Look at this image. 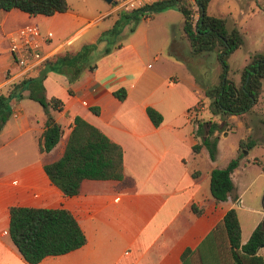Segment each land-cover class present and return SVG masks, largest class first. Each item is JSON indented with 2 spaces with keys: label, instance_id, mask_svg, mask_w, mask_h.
I'll return each instance as SVG.
<instances>
[{
  "label": "crops",
  "instance_id": "crops-1",
  "mask_svg": "<svg viewBox=\"0 0 264 264\" xmlns=\"http://www.w3.org/2000/svg\"><path fill=\"white\" fill-rule=\"evenodd\" d=\"M124 1H106L108 6L91 17L70 6L51 15L0 8V93L37 76L47 59L76 53L85 44L99 48L100 33L112 26ZM187 1L196 8L193 0ZM157 13L137 23L120 46L99 51L98 59L90 60V52L88 61L94 66L84 67L75 80L69 81L56 69L46 72L42 79L46 97L62 101L59 108H50L62 134L49 151L39 150L46 113L28 96L30 88L25 84L19 96L10 98V114L0 129V264H237L226 253L225 240L215 256L206 252V236L227 209L235 207L237 198L216 200L210 194L209 175L215 166L210 162L205 166L210 158L204 146L192 149L201 135L191 112L200 119L198 101L207 98L189 71L184 70L183 78L176 74L184 60L177 48L186 38L182 33L178 38L166 34L172 23L157 21ZM180 22L182 26L183 16ZM26 23H35L44 36L50 35L43 44V59L19 67L9 50V38ZM155 32L160 34L158 47L153 45ZM118 87L126 90L123 99L113 94ZM148 105L162 114L158 125L148 117ZM76 114L121 145L123 177L83 178L76 194L65 195L50 181L43 164L62 154ZM239 164L231 173L232 181ZM11 205L65 207L86 240L79 247L29 263L8 233ZM250 233L241 230L242 243ZM263 247L258 253L264 260ZM186 249L190 251L182 258ZM249 261L243 264H252Z\"/></svg>",
  "mask_w": 264,
  "mask_h": 264
},
{
  "label": "trees",
  "instance_id": "trees-1",
  "mask_svg": "<svg viewBox=\"0 0 264 264\" xmlns=\"http://www.w3.org/2000/svg\"><path fill=\"white\" fill-rule=\"evenodd\" d=\"M208 3L209 0H193L196 6L194 9L192 3L187 0H154L131 9L122 8L117 12L112 26L100 33L99 40L107 42L103 50L107 53L113 46H120L121 32L126 24H129L132 31L141 18L153 12L168 8L178 9L183 16L182 36L188 41L189 52L192 55H200L215 50L216 58L222 65L219 83L205 85L203 92L209 98L210 112L224 119L227 115L243 114L257 102L264 79V52L251 55L241 71L239 84L229 78L227 57L243 43V37L237 27L228 28L223 17L208 13ZM69 6L68 0H0V8L9 10L17 7L30 15H51L65 11ZM173 40L169 47L171 54L175 50ZM95 46V43L85 44L76 53L47 59L37 76L24 78L12 84L8 93H0V129L10 114V98L19 96L27 84L30 88L28 96L37 100L46 113L44 128L38 141L39 150L49 151L62 134V127L55 121L50 108H59L62 101L54 96L46 97L42 79L48 70L56 69L66 74L69 81L75 80L84 67L94 66L89 63L88 55ZM113 94L123 99L126 90L124 87H118L113 90ZM94 109L96 111V108ZM146 112L154 125L162 121V114L155 107L146 106ZM73 121L62 154L57 159L43 164L50 181L58 186L63 194L73 195L79 191L83 178H122L121 145L82 116L76 114ZM193 121L197 125L196 132L201 135V141L194 143L192 149L198 151L202 145H206L209 156L214 159L216 141L212 136L217 137L214 132L219 128V122L199 118H193ZM207 123L208 127L205 126ZM244 143L241 140L239 147L252 145V142ZM239 155L231 158L224 166L210 170L209 190L216 200H223L228 196L235 200L238 197L234 192L231 173L238 165ZM192 208L195 209V206L192 205ZM262 222L253 228L247 240L242 243L240 222L235 207L231 206L206 236L205 242L209 244L206 252L214 255L217 249H222L220 242L225 240L226 253L231 255L237 264H243L246 259L252 264H264L262 255L258 253L259 246L264 242ZM8 233L22 258L29 263H35L49 254L64 253L79 247L86 240L78 221L65 207L11 205ZM189 251L190 249L184 250L182 258Z\"/></svg>",
  "mask_w": 264,
  "mask_h": 264
},
{
  "label": "rangeland",
  "instance_id": "rangeland-1",
  "mask_svg": "<svg viewBox=\"0 0 264 264\" xmlns=\"http://www.w3.org/2000/svg\"><path fill=\"white\" fill-rule=\"evenodd\" d=\"M68 1L71 9L90 17L108 6L106 0ZM207 11L223 17L228 28L237 27L242 34L243 43L227 57V76L239 84L241 81V71L249 61L251 55L257 52H264V0H210L207 5ZM157 12L152 13H157V21L166 20L172 23L169 30H166L165 33L171 35V37L172 35H175L177 38L180 37L182 33L181 12L176 8L169 11L162 10L161 12ZM142 20L143 18L139 22ZM130 32V26L126 24L122 29L119 41L122 43L125 39L126 42V37H128ZM159 35L158 32L152 35L155 47L160 46ZM98 41L99 48L91 50V54L89 55L90 60L98 59L97 53L104 50L106 46L107 42L105 40ZM182 41L184 45L180 43L182 46L180 49L177 48V50L184 60H182L183 65L176 71V74L183 78L184 70L186 72L189 71L202 91L207 84L219 83V73L222 65L216 58V51L212 50L208 53L192 55L189 52L188 41L186 39ZM148 62H151L152 67H154L155 62L152 60ZM262 83L263 87L257 102L241 115H227L224 119H221L220 115L210 112L208 108L209 98L205 95L204 97L207 98V101H201L198 105V109L201 110L200 119L215 120L220 125L215 130L217 137L212 136L216 141L214 159L209 156L207 146L202 145L210 158V160L205 161V166L209 165L208 162L212 163L215 167L222 166L231 158L241 154L239 155L238 162L240 164L233 174V184L235 193L238 195L235 201V209L243 234L251 232L262 221L264 213L262 206V193L264 191V79ZM191 113L194 115L193 118H197L194 111ZM208 125L209 123L205 124L206 127ZM241 140L245 142L244 144L252 142V145L240 148L239 144ZM0 167H3V164H0ZM261 252L264 256V247L261 249Z\"/></svg>",
  "mask_w": 264,
  "mask_h": 264
},
{
  "label": "built area",
  "instance_id": "built-area-1",
  "mask_svg": "<svg viewBox=\"0 0 264 264\" xmlns=\"http://www.w3.org/2000/svg\"><path fill=\"white\" fill-rule=\"evenodd\" d=\"M154 0H126L125 9H131ZM50 34L43 35L35 23H26L19 27L9 38V50L19 67L32 66L43 59V44ZM3 229L0 228V234Z\"/></svg>",
  "mask_w": 264,
  "mask_h": 264
},
{
  "label": "water",
  "instance_id": "water-1",
  "mask_svg": "<svg viewBox=\"0 0 264 264\" xmlns=\"http://www.w3.org/2000/svg\"><path fill=\"white\" fill-rule=\"evenodd\" d=\"M106 1L110 2L111 0H106ZM262 206H263V210H264V192L262 194ZM261 245H264V242H262Z\"/></svg>",
  "mask_w": 264,
  "mask_h": 264
},
{
  "label": "flooded vegetation",
  "instance_id": "flooded-vegetation-1",
  "mask_svg": "<svg viewBox=\"0 0 264 264\" xmlns=\"http://www.w3.org/2000/svg\"><path fill=\"white\" fill-rule=\"evenodd\" d=\"M262 227H263V229H264V221L262 222Z\"/></svg>",
  "mask_w": 264,
  "mask_h": 264
}]
</instances>
